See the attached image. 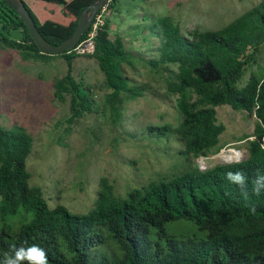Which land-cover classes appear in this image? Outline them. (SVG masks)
Listing matches in <instances>:
<instances>
[{"label":"trees","instance_id":"obj_1","mask_svg":"<svg viewBox=\"0 0 264 264\" xmlns=\"http://www.w3.org/2000/svg\"><path fill=\"white\" fill-rule=\"evenodd\" d=\"M20 1L40 36L54 47L71 35L81 11L95 0ZM116 3L106 2L93 52L82 55L94 60L102 76L105 93L97 102L72 75V60L81 56L40 54L21 20L0 0L2 47L22 61L60 57L66 63L50 88L55 100L68 99L67 125L89 113L114 123L126 102L154 95L149 84L131 83L126 76L124 68H133L137 60L125 51L121 37H110L109 15ZM156 29L160 55L147 63L154 80L163 81L165 92L175 97L179 154L198 158L218 152L224 126L216 121L215 107L226 105L254 116L252 139L245 137L243 145L245 159L203 171L195 166L131 188L123 197L99 177L91 207L75 214L61 204L48 206L40 189L29 186L31 137L0 123V264L6 254L14 257L33 246L43 257L37 251L19 264H264V76L250 73L243 81L264 42V0L216 31L192 30L186 37L166 16ZM169 130V125L147 126L143 132Z\"/></svg>","mask_w":264,"mask_h":264},{"label":"rangeland","instance_id":"obj_2","mask_svg":"<svg viewBox=\"0 0 264 264\" xmlns=\"http://www.w3.org/2000/svg\"><path fill=\"white\" fill-rule=\"evenodd\" d=\"M255 4L256 0H117L109 15V34L121 37L125 51L137 60L133 68H124L126 76L131 83L149 84L155 91L126 102L114 123L89 113L67 125L68 99L55 100L50 88L51 80L65 73L66 63L60 57L22 61L15 51L0 45V123L5 128L20 127L31 137L26 159L29 186L40 189L48 206L61 204L70 213L81 214L95 199L99 177L123 197L131 188L195 166L203 171L245 159L243 145L253 133L254 116L226 105L215 107L216 121L224 126L218 152L198 158L179 154L175 97L165 92L163 81L150 75L147 61L160 55L154 33L159 18L169 17L187 37L192 30H219ZM71 69L99 102L105 90L94 60L78 57ZM250 73L264 76V42L251 57L243 81ZM166 125L170 130L164 135L143 132L147 126ZM166 229L172 231L173 226Z\"/></svg>","mask_w":264,"mask_h":264},{"label":"water","instance_id":"obj_3","mask_svg":"<svg viewBox=\"0 0 264 264\" xmlns=\"http://www.w3.org/2000/svg\"><path fill=\"white\" fill-rule=\"evenodd\" d=\"M17 15V17L23 23L28 35L34 44L35 48L40 54L44 55H58L63 52H67L72 49L79 41L81 36L88 29L93 16L101 9L108 0H95L88 6H86L80 13L77 24L71 33V35L62 41L57 46H50L38 33L34 23L32 22L28 12L24 8L20 0H3ZM238 152L236 150H233ZM240 160L224 161V164L239 162Z\"/></svg>","mask_w":264,"mask_h":264},{"label":"built area","instance_id":"obj_4","mask_svg":"<svg viewBox=\"0 0 264 264\" xmlns=\"http://www.w3.org/2000/svg\"><path fill=\"white\" fill-rule=\"evenodd\" d=\"M106 4V3H105ZM104 6L99 9L93 16L88 29L85 32V36L80 40L72 49L67 51L75 56L90 55L93 52V39L97 31L102 27L104 20Z\"/></svg>","mask_w":264,"mask_h":264},{"label":"clouds","instance_id":"obj_5","mask_svg":"<svg viewBox=\"0 0 264 264\" xmlns=\"http://www.w3.org/2000/svg\"><path fill=\"white\" fill-rule=\"evenodd\" d=\"M232 178L231 173H229V179ZM39 251L41 257H43V252L42 250H38L36 249L35 246H33L32 248L28 249L27 252L25 253V250L23 248L19 249L18 251H16L15 256H9L8 254H6L5 256V264H19V261L23 260V259H29L31 261L32 259V255L34 252ZM42 264H46V261H43Z\"/></svg>","mask_w":264,"mask_h":264}]
</instances>
